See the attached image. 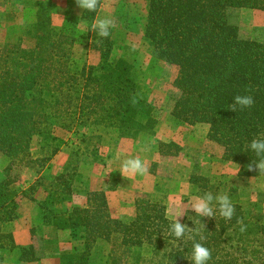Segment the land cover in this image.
<instances>
[{
  "label": "trees",
  "instance_id": "obj_1",
  "mask_svg": "<svg viewBox=\"0 0 264 264\" xmlns=\"http://www.w3.org/2000/svg\"><path fill=\"white\" fill-rule=\"evenodd\" d=\"M143 2V38L156 61L176 68L172 119L189 125L207 124V139L223 147V160L238 164L237 176H255L258 169L249 171L247 166L257 160L250 142L264 139V31L260 40L241 37L238 25L230 20V11L264 10V0ZM102 3L100 0L96 12L69 11L62 24L56 26L52 23V2L40 1L34 22L23 28L31 46L24 47L21 36L16 38L18 41L0 46V153L9 162L0 180V225L16 218L22 196L14 189L17 179L10 178L12 161H24L41 173L71 137L86 142L94 137L101 139L105 133L135 136L149 133L158 123L155 107L140 83V70L128 58L126 44L112 29L108 38L92 30ZM82 21L86 23V44L99 53L95 66L79 62L74 56L76 32ZM248 86L254 105L243 111L229 109L235 95L249 94L245 92ZM34 137L40 139V155L36 158L30 151ZM160 145L169 150L178 148L172 142ZM191 180L202 181L204 185L199 188L203 191L214 185L202 176H192ZM219 190L218 183L214 193ZM29 192H34L33 185ZM57 192L39 203L44 223L56 231L69 230V241L77 243L61 256V264H90L98 240L111 243L112 255L120 249L165 242L169 247L160 264H193L194 242L210 249L212 259L208 264H264L260 210L251 212L232 202L236 214L231 220L221 217L218 210L212 218L189 212L180 223L206 239L201 241L196 235L195 241L177 240L170 234L172 221L159 202L136 201L135 215L122 220L106 214L107 202L101 192L90 194L100 199L98 206L104 207L103 214L95 208L94 214H89L86 207L51 209L44 205L48 199L50 203L63 202L64 196L53 198ZM89 199L92 206V197ZM237 218L247 226L243 233ZM2 236L9 239L10 248L19 250L20 259H31V245L18 247L9 233ZM5 247L0 242V251ZM116 259H106L103 264H114Z\"/></svg>",
  "mask_w": 264,
  "mask_h": 264
},
{
  "label": "rangeland",
  "instance_id": "obj_2",
  "mask_svg": "<svg viewBox=\"0 0 264 264\" xmlns=\"http://www.w3.org/2000/svg\"><path fill=\"white\" fill-rule=\"evenodd\" d=\"M40 1L44 0H0V46L18 41L16 38L20 36L24 47L31 46L32 41L24 35L23 28L34 22ZM50 1L53 4L52 23L56 26L62 24L69 11L79 14L82 10L75 0ZM143 6V0H103L95 21L102 18L114 21L112 32L126 44L129 60L140 70V83L155 107L157 125L149 133L135 136L117 137L114 133H105L101 139L94 137L86 142H78L71 137L72 140L53 156L41 173L24 161H12L10 178L17 179L14 189L22 196H19L16 218L0 225V234L9 233L18 247L31 245L29 254L33 258L20 259L19 250L10 248L9 239L2 236L0 242L6 247L0 251V264H61V256L73 250L77 243L69 241V230L56 231L41 218L43 209L39 202L54 191H59L54 194V199L61 195L65 200L50 203L51 199H48L44 205L51 209L77 206L86 207L89 214H94V208L103 214L104 207L98 206L100 199L91 195L101 192L107 202L105 213L113 218L129 220L135 215L136 201L151 200L165 207L166 215L172 222L177 215L175 201H182L183 214L177 218L181 222L187 213L194 212L190 204L196 197L206 192L227 194L232 202L248 211L260 210L264 221V175H260L259 169L255 176L238 177V164L223 160V147L207 139V124L189 125L172 119L170 111L176 95L172 80L176 68L164 61H156L143 38ZM230 20L238 25L241 37L261 39L264 10L233 9ZM87 38L86 23L82 21L76 32L74 56L79 62L95 66L99 62V53L88 47ZM59 134L63 135L62 132ZM170 142L178 148L169 150L159 146ZM39 145L40 139L34 137L30 147L32 158L40 155ZM128 157H139L148 172L130 179L124 177L120 165ZM8 163V159L0 153V180L5 177L4 168ZM192 176L210 179L209 185L213 183V188L203 191L199 185L204 183H193ZM35 181L39 183L36 185ZM218 183L220 190L214 193ZM32 185L34 192L31 193L29 188ZM90 197L92 206L89 204ZM168 247L167 243L159 242L125 250L127 252L120 249L112 255L111 243L98 240L90 264H103L106 259L111 260L115 256L114 264H160Z\"/></svg>",
  "mask_w": 264,
  "mask_h": 264
},
{
  "label": "clouds",
  "instance_id": "obj_3",
  "mask_svg": "<svg viewBox=\"0 0 264 264\" xmlns=\"http://www.w3.org/2000/svg\"><path fill=\"white\" fill-rule=\"evenodd\" d=\"M75 3L81 9L89 12H96L100 0H75ZM114 27V21L110 18L97 19L92 24V30L101 38H108L110 35V29ZM251 91V86H248L245 88V92L249 94L235 95L233 103L229 105V109L236 112L237 108L241 111L251 108L254 105V98L250 94ZM132 103L133 105L137 103L135 98L132 100ZM249 148L255 153L257 160H254L247 166L248 170L254 171L259 169L260 175H264V139H253L249 144ZM120 172L124 177L130 179L135 175H145L148 172V168L139 157H128L122 161L120 165ZM174 205L177 209V215L170 226V234L174 235L177 240L186 238L195 241L196 235H200L201 241L205 240V236L188 228L177 219L183 214L182 201L177 200L174 202ZM190 207L199 217H215L216 210H218L219 215L225 220H231L236 214V207L227 194L214 196L212 192H206L203 196L196 197L191 202ZM237 223L240 225V231L242 233L245 232L247 226L243 223V220L241 218H237ZM191 259L193 264H208V261L212 259V254L210 249L205 247L202 243L194 242Z\"/></svg>",
  "mask_w": 264,
  "mask_h": 264
},
{
  "label": "crops",
  "instance_id": "obj_4",
  "mask_svg": "<svg viewBox=\"0 0 264 264\" xmlns=\"http://www.w3.org/2000/svg\"><path fill=\"white\" fill-rule=\"evenodd\" d=\"M16 239H17V241H18V238H17V236H16ZM20 243V242H19ZM22 244H24V243H22Z\"/></svg>",
  "mask_w": 264,
  "mask_h": 264
}]
</instances>
